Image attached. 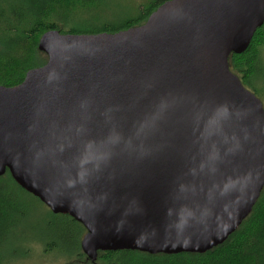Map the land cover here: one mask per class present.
Listing matches in <instances>:
<instances>
[{
	"label": "water",
	"instance_id": "95a60500",
	"mask_svg": "<svg viewBox=\"0 0 264 264\" xmlns=\"http://www.w3.org/2000/svg\"><path fill=\"white\" fill-rule=\"evenodd\" d=\"M264 0H168L118 32L50 30L0 85V176L87 230L83 252L205 253L264 188V105L231 71Z\"/></svg>",
	"mask_w": 264,
	"mask_h": 264
},
{
	"label": "trees",
	"instance_id": "16d2710c",
	"mask_svg": "<svg viewBox=\"0 0 264 264\" xmlns=\"http://www.w3.org/2000/svg\"><path fill=\"white\" fill-rule=\"evenodd\" d=\"M166 1H135L131 7L117 9L105 0H0V85L16 86L24 80L29 69L47 62V55L39 49L40 38L47 31L76 34L118 32L145 23ZM263 48L264 23L255 32L247 50L241 54L233 53L229 58L231 71L240 77L242 83L251 84L258 71L261 69L262 72ZM23 194L39 200L19 186L9 170L0 176V264H16L33 251L31 246L22 248L25 240L19 224L25 214L15 202ZM53 214L60 218L53 220L54 223L60 224L62 229L69 228V234L75 240L73 246L64 247V243L52 238L38 243L44 253L68 258L66 264H264V188L241 226L224 243L205 253L99 251L97 260L92 261L81 247L86 228L70 215ZM58 235L60 239L66 233L62 230Z\"/></svg>",
	"mask_w": 264,
	"mask_h": 264
},
{
	"label": "rangeland",
	"instance_id": "374dc122",
	"mask_svg": "<svg viewBox=\"0 0 264 264\" xmlns=\"http://www.w3.org/2000/svg\"><path fill=\"white\" fill-rule=\"evenodd\" d=\"M137 3H140L144 0H105L112 8L121 9V7L133 6ZM261 69L252 78V83H244L246 88L254 92L263 102L264 105V48L261 53ZM262 89V90H261ZM263 91V92H262ZM13 189V186H10V190ZM16 191L17 189L14 188ZM21 208V212L25 214L24 218H21L19 229L20 234L24 236L25 246H22L23 249H28V247H33V251H30V255L26 258L19 260L16 264H66L69 260L64 256L56 255L55 253H44L42 246L38 243L41 241H48L49 238L55 239L60 243H64V247L70 248L73 246L74 239L70 233L69 228L64 227L62 229L60 224L54 223L53 220H56V217L51 210L42 202L30 196L29 194L21 195V198L17 199L15 202ZM60 219V218H58ZM66 233L64 238L59 239V233L62 231ZM52 234V235H51ZM86 234V233H85ZM84 234V235H85Z\"/></svg>",
	"mask_w": 264,
	"mask_h": 264
}]
</instances>
